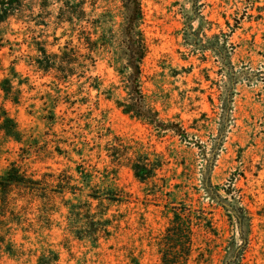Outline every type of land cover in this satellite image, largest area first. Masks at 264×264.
I'll return each mask as SVG.
<instances>
[{
    "label": "rangeland",
    "instance_id": "1",
    "mask_svg": "<svg viewBox=\"0 0 264 264\" xmlns=\"http://www.w3.org/2000/svg\"><path fill=\"white\" fill-rule=\"evenodd\" d=\"M140 1L148 42L142 89L164 123L160 130L115 106L124 94L106 93L118 76L105 54L93 53L86 69L77 64L89 51L66 34L54 5L45 25L15 18L3 25L0 82L9 79L11 91L0 86V108L20 140L0 130V175L14 164L35 184L12 186L6 202L0 199V264H38L43 251L45 264H161L165 229L174 209L186 208L187 264H229L238 246L240 264H264V0ZM92 3L95 14L120 6ZM35 40L51 58L70 44L81 55L75 74L36 68ZM54 59L58 65L60 57ZM113 146L158 154L154 177L139 183L127 165L133 153L119 149L113 158ZM77 166L92 186L110 187L119 197L105 201L110 235L96 245L66 230L71 194L57 183L65 175L78 182ZM219 199L245 210L246 243Z\"/></svg>",
    "mask_w": 264,
    "mask_h": 264
},
{
    "label": "trees",
    "instance_id": "2",
    "mask_svg": "<svg viewBox=\"0 0 264 264\" xmlns=\"http://www.w3.org/2000/svg\"><path fill=\"white\" fill-rule=\"evenodd\" d=\"M120 6L115 13L113 9H104L95 14V5L92 0H0V38L5 32L4 24L10 18H15L24 23L33 22L34 25H45L47 10L50 5L56 7L55 19L60 23L68 25L69 37L76 36L78 42L84 45L89 52L82 55V60L77 63L76 57H80L77 51L65 43L62 48V56H51L46 54L43 41H34V48L37 52L34 57L36 68L46 71L54 68L67 78L74 71V64L86 69L87 65H93L95 56L93 53H103L108 57L109 65L118 76V85H111L106 93L113 96L117 89H121L124 95L116 97L115 106L123 114L143 120L149 125L162 129V121L159 119L157 109L149 104L142 89V68L141 64L148 53V42L144 35L142 25L144 13L140 0H119ZM122 18L116 23V17ZM54 57H60L58 65ZM13 74H16L12 70ZM83 73V70L81 71ZM80 76V75H79ZM1 90L8 95L11 91L9 79L0 82ZM92 88L97 90L96 83ZM16 100V99H15ZM0 130L16 141L20 140V132L16 123L4 108H0ZM182 138H187L184 129H176ZM129 150L133 153L127 159V165L132 171L134 178L139 183H147L155 175L160 166L158 154L149 153L141 148L131 146L110 147V156L118 159L117 150ZM134 150V151H133ZM78 182L70 183L72 176L65 175L57 183L61 191H67L71 197L65 200L67 206L66 230L76 239L88 241L91 245L98 244L100 238L110 235V217L106 216L107 204L119 201L115 190L110 187L92 186L91 175L83 171L79 166L75 168ZM64 176V175H63ZM207 182L208 179H206ZM35 181L21 173L14 164L0 175V199L3 204L9 189L12 186H32ZM79 184V185H78ZM107 201V204H105ZM220 204L226 210L228 217H234L241 230V240L246 243V232L249 229L248 216L245 210L230 201L223 200ZM185 210L174 209L172 220L166 227L161 244V264H187L189 256L188 245L190 239L191 218L183 216ZM187 212V213H188ZM11 242L7 243V250H10ZM49 252H52L49 250ZM181 253V255L178 254ZM177 253V255L175 254ZM243 254V246H238L233 256L228 260L229 264H240ZM46 263V251L38 257V264ZM138 264V263H136ZM227 264V263H226Z\"/></svg>",
    "mask_w": 264,
    "mask_h": 264
}]
</instances>
